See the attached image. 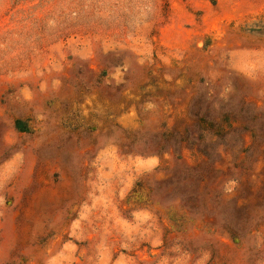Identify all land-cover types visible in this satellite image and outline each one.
<instances>
[{"label": "rangeland", "instance_id": "374dc122", "mask_svg": "<svg viewBox=\"0 0 264 264\" xmlns=\"http://www.w3.org/2000/svg\"><path fill=\"white\" fill-rule=\"evenodd\" d=\"M263 26L264 0H0V264H264ZM224 114L236 146L179 149Z\"/></svg>", "mask_w": 264, "mask_h": 264}, {"label": "trees", "instance_id": "16d2710c", "mask_svg": "<svg viewBox=\"0 0 264 264\" xmlns=\"http://www.w3.org/2000/svg\"><path fill=\"white\" fill-rule=\"evenodd\" d=\"M260 33L264 34V26L261 27ZM195 117H196L195 119L196 133L188 135L186 129L183 130V134L179 133V139H178L179 149L186 148L191 152L192 155H196L197 157L203 156L207 161H209L210 160L209 151H212V149L215 148V145L223 146L225 148L229 146L231 147L236 146L239 138L236 139L235 137L233 144L231 143V141H229L226 138V136L229 133V130H231L232 128V123L234 121L230 119L229 114H224L221 117L222 123L217 127H213L211 121L205 119L203 116L195 115ZM253 119L254 118L251 117V121ZM14 127L19 131L26 130L24 123H22L21 121H15ZM240 127L243 129L242 131H244V133L248 132L249 136L252 139L253 138L255 139V134L252 130H247L244 126H240ZM206 133H208L210 137H214L215 139H217V141H215V145L210 143L204 146L202 144L205 140ZM239 133L240 131L236 130V135ZM172 137L173 135L168 133L165 139H169ZM240 151H242V149ZM208 168H210V166H208ZM193 172L195 173V171ZM194 173H192V171H189L188 169H182L181 173L177 176V179H175V181L170 182V186H174V189L172 190L174 191V195L175 196L182 195L181 201H185L186 203H193V205L191 206L192 208H195L197 203L195 192L198 186V182L199 181L201 182L204 179L203 174H197V173L194 174ZM180 181L186 182L187 186L180 185L178 183ZM139 187H140L139 183H136L135 188L132 192H135V189ZM183 191H185L187 194L183 193ZM171 198L172 195L168 194L165 199L170 200ZM224 214L226 215H224L223 217V224H224L223 231L226 232L233 239V241H236L241 231L232 228L230 225L231 223H229V221L227 220V216H228L227 213L225 212ZM220 218L222 219V215Z\"/></svg>", "mask_w": 264, "mask_h": 264}]
</instances>
